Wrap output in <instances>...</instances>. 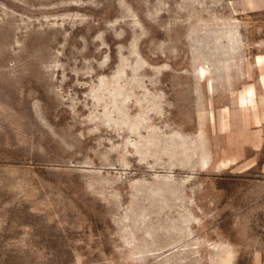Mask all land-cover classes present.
I'll return each mask as SVG.
<instances>
[{
    "label": "rangeland",
    "instance_id": "374dc122",
    "mask_svg": "<svg viewBox=\"0 0 264 264\" xmlns=\"http://www.w3.org/2000/svg\"><path fill=\"white\" fill-rule=\"evenodd\" d=\"M263 74L264 0H0V264H264Z\"/></svg>",
    "mask_w": 264,
    "mask_h": 264
},
{
    "label": "bare ground",
    "instance_id": "6f19581e",
    "mask_svg": "<svg viewBox=\"0 0 264 264\" xmlns=\"http://www.w3.org/2000/svg\"><path fill=\"white\" fill-rule=\"evenodd\" d=\"M261 56H262V55H261ZM262 58H263V57H260V56H259V57L257 58V62H260V61L262 60ZM262 78H263V82H264V74L262 75Z\"/></svg>",
    "mask_w": 264,
    "mask_h": 264
}]
</instances>
